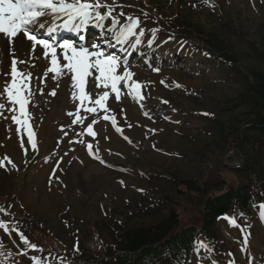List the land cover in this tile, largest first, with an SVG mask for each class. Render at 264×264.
<instances>
[{
  "label": "rangeland",
  "instance_id": "rangeland-1",
  "mask_svg": "<svg viewBox=\"0 0 264 264\" xmlns=\"http://www.w3.org/2000/svg\"><path fill=\"white\" fill-rule=\"evenodd\" d=\"M105 2L115 7L112 15L119 20L121 28L131 23L129 17L138 18L137 31H146L152 44L169 49L185 45L193 48L196 59L185 57L181 67H156L159 71L140 65H144L143 61L122 66L121 70L131 71L135 74L133 80L142 83L145 98L140 100L129 94L127 84L121 82L119 102L110 98L106 102L109 111L98 108L96 114H88L79 99L73 98L74 94L78 97L79 89L71 73L66 69L63 75L47 71L52 66L50 55L45 58L38 45L33 52V44L25 41L23 34L11 42L0 34V92L6 82L11 83V63L16 58L27 61L18 63L17 67L25 74H32L29 88L33 93L25 125H17L12 120L15 113L9 110L11 105L6 97H0V103L6 106L0 115V165H3L0 166V223L7 228H0V249L12 248L17 255L4 251L0 254V264H36L37 261L63 264L49 259L54 252L56 257L69 255L76 261L70 254L75 252L74 246H78L79 241L83 249L105 256L107 250L103 248L112 238L103 244L96 233L98 227L111 224L110 206L119 209L124 218L125 201L144 203V197L157 200L156 194L162 201L164 195L168 199L164 202L170 208L132 220L133 225L150 227L174 208L179 213L181 227L199 226L204 202L196 193H186L185 187L178 186L180 180L208 184L213 194L217 193L216 188L224 192L243 183L259 189L253 172L244 177L231 171L241 167L253 151L248 144L244 149L236 147L238 140L231 135L229 140H221L215 125L219 121L225 122L227 128L236 122L239 126L243 124L246 110L234 108V100L245 91L247 75L257 69L264 72L256 53H264V0ZM215 33L226 40L235 53L243 73L239 78L210 59L207 42L211 40L209 34ZM185 35L198 44L190 41L186 44ZM136 37L140 35L128 42H135ZM18 39L20 45L16 43ZM138 58L145 59V56ZM57 59L63 64L59 48ZM190 62L194 72L190 70ZM45 76L46 79H37ZM53 90L55 96L50 94ZM104 90L95 86L92 77L88 78L86 93H90L92 99ZM111 96L114 93L110 92ZM85 105L92 106L88 101ZM78 107L80 115L86 117L83 124H74L75 115H68L75 114ZM104 115L114 116L117 124L112 125L111 119L105 121ZM93 119L96 120L92 123L95 137L87 134V125ZM29 127L37 144L36 152L28 140ZM89 143L93 146L91 153L86 147ZM134 170L143 171L154 180L146 184V177L140 179ZM140 188L146 190L145 194L142 195ZM102 208L104 211L100 210ZM260 221L264 222L261 206L255 216L245 220L244 229L228 224L222 230L231 235L236 228L237 242L243 235L255 236L253 242L258 256L264 242V237L259 238L264 235ZM14 229L28 233L31 242L42 251L19 254L25 252L26 246L13 235ZM209 251L210 247L200 253L196 249L198 262L234 264L229 255L224 262L212 259ZM247 258L249 256L242 258L240 264H245Z\"/></svg>",
  "mask_w": 264,
  "mask_h": 264
},
{
  "label": "snow or ice",
  "instance_id": "snow-or-ice-1",
  "mask_svg": "<svg viewBox=\"0 0 264 264\" xmlns=\"http://www.w3.org/2000/svg\"><path fill=\"white\" fill-rule=\"evenodd\" d=\"M101 9H104V11L102 12ZM114 11L115 7L109 5L105 0H0V34H3L10 42L18 35L23 34L27 40L33 42V52L37 45L41 46L45 58H49V55L51 58L52 66L47 71L56 75H63L66 69L68 73L72 74L71 78L79 89L78 97L74 94L73 98L79 99L80 105L85 107L86 112L88 114H96L98 108L107 112L109 109L106 107V102L110 98L116 102L120 101L121 89L119 85L121 82L127 84L129 94H133L140 100L145 98L142 93V83L133 80L135 74L127 69L121 70L120 61L115 56L106 54L97 43H93L91 46H77L73 41H64L58 46H54L52 41L39 38L36 30H43L44 34L50 37L59 29L80 34L89 24L95 23L97 27H100L105 21H108L119 30V35L116 37L118 42L126 43L132 37L143 35V32L137 31L140 25L138 18L133 20L132 17H129L128 19L131 23L121 28L119 20L112 15ZM80 39L84 40L85 37L80 35ZM105 43H109V41ZM57 47L62 54L63 64L58 62ZM48 50H50V53ZM18 63H27V61H18L13 58L10 72L11 83L6 82L4 90L0 92V97H6L11 105L10 111L19 113V117L13 115L11 117L12 120L17 125H25L28 123L29 117L27 107L31 102L30 97L33 95L29 88L32 74L30 72L25 74L19 70L17 67ZM32 67H35V65H32ZM156 71H159V69H156ZM89 77H92L93 83L97 88L105 89L102 93H97L95 99L91 98L90 93H86V82ZM37 79H46V76L43 78L37 77ZM110 92L114 93V96L110 97ZM41 94L43 93L41 92ZM50 94L55 96V90ZM86 101L90 102L92 106H86ZM5 108V104L0 103V115H3ZM68 115H75L74 124H83L86 119V117L80 115L79 107L75 114L68 113ZM103 119L105 121L111 119L112 125L117 124L114 116L104 115ZM95 122L96 120L93 119L87 125V134L89 136L95 137L96 135L92 129V123ZM116 130L121 133L123 131L119 127ZM28 133L31 149L36 152L38 148L30 127ZM124 138L128 139L126 136ZM80 142L83 143V141ZM86 147L90 153L93 151L91 143L87 144ZM26 152L27 149H25ZM13 167H15L14 164ZM261 207H264V205ZM230 222L236 223L234 218ZM0 228L7 230L6 225L2 223H0ZM19 236L29 247L37 248L22 232ZM74 247L75 251H79L78 246ZM201 247H206V245L201 243ZM36 264H41V262L37 261Z\"/></svg>",
  "mask_w": 264,
  "mask_h": 264
},
{
  "label": "trees",
  "instance_id": "trees-1",
  "mask_svg": "<svg viewBox=\"0 0 264 264\" xmlns=\"http://www.w3.org/2000/svg\"><path fill=\"white\" fill-rule=\"evenodd\" d=\"M221 52L226 59L236 61L226 52ZM257 57L264 65V53H258ZM244 86L245 91L236 98L239 106L246 110V112L244 111L243 124L239 126L236 122L225 128V122H217L216 132L221 138L231 135L237 139L239 142L237 141L236 147L241 149L247 147L248 143H252L248 146L253 152L243 160L240 168H232L231 170L244 177L253 172L257 183L264 184V72L259 69L251 72ZM252 133L254 136L251 135ZM177 185L185 187L186 193L194 192L202 198L204 214L201 233L210 238L215 237V227L219 216L232 211L234 207L246 209L252 202L250 188L246 184L231 188L228 192L220 195L213 194L211 192L212 187H209L208 184H198L190 179L180 180ZM164 200L168 201L165 197ZM126 207L130 208L129 206ZM163 208L170 207L158 203L155 208L147 211L149 214L147 212L140 214L142 210L136 208L134 215L127 218V224L123 225L121 222L120 224L115 223L114 227L111 224L98 227L102 232L100 233L97 229L102 241L105 242L112 238L109 244L106 243V255L101 256V258L91 250H85L80 246L76 264H160L157 263V259L162 255V249H167L169 253L168 257L163 258L162 264L186 262L185 259L192 251V238L195 235L194 230L191 229L178 230L177 210L169 209L166 216L150 227L133 225L132 220L145 218L148 215H157ZM137 213L140 215L137 216ZM182 250H184L183 253ZM116 251L120 252L119 255H116Z\"/></svg>",
  "mask_w": 264,
  "mask_h": 264
},
{
  "label": "bare ground",
  "instance_id": "bare-ground-1",
  "mask_svg": "<svg viewBox=\"0 0 264 264\" xmlns=\"http://www.w3.org/2000/svg\"><path fill=\"white\" fill-rule=\"evenodd\" d=\"M143 34H144V35H142L143 38H142V37H139V39H140L139 41H144V40H143L144 38H148V36H146V34H147L146 31H145ZM16 43H17L18 45H20V44H21V40H20V39L16 40ZM104 44H105V43H104ZM172 50H173V48H171V49H169L168 51H166V52H165V55H166V56H169V55H170L169 53L172 52ZM17 107H18V106H17ZM15 115L19 117V113H18V112H15Z\"/></svg>",
  "mask_w": 264,
  "mask_h": 264
}]
</instances>
